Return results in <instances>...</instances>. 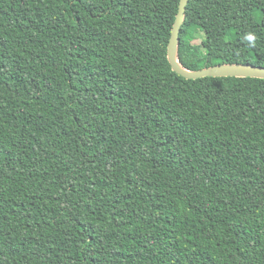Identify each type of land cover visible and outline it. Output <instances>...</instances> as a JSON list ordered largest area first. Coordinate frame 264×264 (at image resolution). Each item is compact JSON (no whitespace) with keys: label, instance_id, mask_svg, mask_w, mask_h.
Wrapping results in <instances>:
<instances>
[{"label":"trees","instance_id":"16d2710c","mask_svg":"<svg viewBox=\"0 0 264 264\" xmlns=\"http://www.w3.org/2000/svg\"><path fill=\"white\" fill-rule=\"evenodd\" d=\"M178 2L0 0V264H264V79L174 72ZM179 37L264 66V0H189Z\"/></svg>","mask_w":264,"mask_h":264},{"label":"water","instance_id":"95a60500","mask_svg":"<svg viewBox=\"0 0 264 264\" xmlns=\"http://www.w3.org/2000/svg\"><path fill=\"white\" fill-rule=\"evenodd\" d=\"M189 0H179L178 9L173 21L167 44V59L171 69L187 79H197L206 76L256 77L264 79V66L250 63H217L199 69H188L180 61L179 43L180 29L184 21L186 5Z\"/></svg>","mask_w":264,"mask_h":264},{"label":"clouds","instance_id":"9594fccd","mask_svg":"<svg viewBox=\"0 0 264 264\" xmlns=\"http://www.w3.org/2000/svg\"><path fill=\"white\" fill-rule=\"evenodd\" d=\"M242 41L246 42V45L248 47H255L256 46V42H257V37L255 35V33L249 31L246 32L242 37H241Z\"/></svg>","mask_w":264,"mask_h":264},{"label":"rangeland","instance_id":"374dc122","mask_svg":"<svg viewBox=\"0 0 264 264\" xmlns=\"http://www.w3.org/2000/svg\"><path fill=\"white\" fill-rule=\"evenodd\" d=\"M203 36L202 32H199L198 37L191 40V42L198 43L201 40V37Z\"/></svg>","mask_w":264,"mask_h":264}]
</instances>
